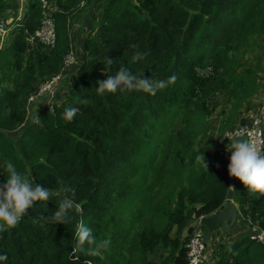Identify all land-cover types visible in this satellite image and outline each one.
Returning a JSON list of instances; mask_svg holds the SVG:
<instances>
[{
    "label": "trees",
    "instance_id": "trees-1",
    "mask_svg": "<svg viewBox=\"0 0 264 264\" xmlns=\"http://www.w3.org/2000/svg\"><path fill=\"white\" fill-rule=\"evenodd\" d=\"M47 1L55 24L52 47L26 52L25 30L39 25V0L29 2L21 24L0 46V178L10 161L53 193L47 202H35L15 228L0 229L5 264H109L107 259L132 248L139 264H186L184 232L198 216L229 201L230 185L234 223L264 229L263 194L247 192L227 175L228 161L214 149V131L192 127V120L212 114L218 94L226 96L229 112L259 87L246 55L263 54L264 64V0ZM13 4L0 0V16L6 19ZM81 16L92 25L82 38V61L64 75L63 97L53 111L42 108L26 120V97L40 80L61 71L71 48L70 21ZM136 50L146 55L133 62ZM106 55L113 59L108 74L127 67L145 78L177 79L155 95L98 96L94 87L107 76L101 71ZM68 106L78 109L70 122L62 115ZM216 128L222 133L225 125ZM168 174L174 186L164 192ZM131 176L142 178V186ZM65 188L81 211L73 210L66 224H54L48 218ZM146 215L165 224L151 223ZM81 220L97 242L109 239V246L85 243L79 249L74 240ZM209 264H264V243L250 239L248 229L240 231L215 245Z\"/></svg>",
    "mask_w": 264,
    "mask_h": 264
},
{
    "label": "clouds",
    "instance_id": "clouds-1",
    "mask_svg": "<svg viewBox=\"0 0 264 264\" xmlns=\"http://www.w3.org/2000/svg\"><path fill=\"white\" fill-rule=\"evenodd\" d=\"M22 19L23 15H21L20 20ZM11 31L4 41L10 40ZM6 41L0 46H3ZM130 47L136 49L137 46L130 45ZM145 55L146 53L136 50L132 55V60L133 62L140 61ZM103 63L106 67L101 71L107 73V76L103 80L96 81L94 90L98 96L117 92L155 95L158 90L174 84L177 79L175 74L169 75L165 79L145 78L142 73H134L127 67H119L114 74H108L112 71L113 59L106 55L103 58ZM77 111L76 107L68 106L63 111V118L70 122ZM244 127H241L235 135L227 133L224 136L228 141L225 150L230 153L226 166L227 175L236 178L247 189V192L264 194V152L261 151L264 149V138L242 134ZM220 155L226 159L225 155L222 153ZM196 159L198 162H202L203 157L198 155ZM2 174L5 178L0 183V229H12L18 225L21 218L25 216L29 208L33 207L35 202H47L53 193L48 187L34 182L26 174L19 171L10 161L4 164ZM60 183L63 185L62 179ZM71 192V189H63L57 207L48 218L54 224H66L73 219V210L81 211ZM200 216L195 221H199ZM195 221L192 222V225ZM201 230L203 234V229L201 228ZM185 232L189 236L190 231ZM75 233L74 243L81 250H83L85 243L94 244L96 248H107L110 244L109 239L97 242L92 230L85 225L83 220L76 225ZM90 251H95V249H90ZM7 259V254L0 252V264H5ZM204 262L207 263V259Z\"/></svg>",
    "mask_w": 264,
    "mask_h": 264
},
{
    "label": "rangeland",
    "instance_id": "rangeland-1",
    "mask_svg": "<svg viewBox=\"0 0 264 264\" xmlns=\"http://www.w3.org/2000/svg\"><path fill=\"white\" fill-rule=\"evenodd\" d=\"M31 0H14V4L11 6V8H9L7 11L13 9L14 11H16V9L18 11H16L17 16L19 17L24 10L27 8L29 2ZM6 14L10 17L12 12H6ZM4 19V16H0V21ZM95 21V20H93ZM97 21V20H96ZM13 21L11 20V22L6 23L5 25H10V23H12ZM92 23V21H88V18H85L83 16L81 17H77L74 18L70 21V30H69V35H70V42L72 43V46L75 50V57L77 56L78 52H79V47L78 44L74 43V40L79 38V41L83 38L84 33H86L88 31V28L90 27V24ZM78 30H81L78 33ZM78 33V34H77ZM75 34V35H74ZM74 35V36H73ZM73 36V39H71V37ZM77 36V38H76ZM7 36H2V38H0V45H2L5 41L4 39ZM259 41V39H258ZM254 53V54H253ZM261 55L258 52L252 51L246 55V58L249 59V64L252 65V67L255 69V71L257 72L258 77H260V80L258 81L259 87H257V90H255L254 92H252L250 95H247L244 99V104L242 106H239L237 108L231 107V110L229 112H225L224 108L228 109L230 107V104H228L227 106L224 105V101L226 99V96L224 94H218L217 98L212 101L211 103H215V109L212 112V114L204 119H199L197 121H193L192 120V127L193 130H204L207 131L210 135L211 132L214 131V144H215V151L218 153H222L225 154L227 153V151L225 150V146L228 143L227 139L224 138L225 134H227V132L231 131L232 129L236 128L237 126H239L242 123H247L251 117L257 112V110L262 106H264V64L261 62ZM77 58V57H76ZM65 80H63L62 82L58 83L57 86V93L58 96L61 95L63 96V93L66 89L65 86ZM216 101V102H215ZM36 111V110H35ZM30 114L27 116L26 120H28L30 118ZM225 120V122H224ZM27 123V121L25 122ZM225 125V128H220V130L223 129L222 133H218L217 132V128L216 127H223ZM227 126V127H226ZM261 127L262 129H264V120L261 122ZM10 134H14V133H10ZM224 138V139H222ZM178 151H180V149H178ZM154 151L151 150L150 152V156ZM264 152V150H263ZM159 153L156 154V156ZM168 176H170L168 178V180L165 182L166 189L164 190V192H168L173 190V182H174V177L170 174H168ZM130 179L136 184H138V186H142L143 184V179L142 178H133L132 176L130 177ZM172 186V187H171ZM232 185H230L229 189H228V197L227 199L232 202V204H234L233 201V197H232ZM264 197V194H263ZM132 201L129 199V201L126 202V204L124 205V209L122 210V212L120 213V217L124 214V211L129 209L130 205H131ZM236 205V203L234 204ZM146 218L150 220L151 223H155L159 226H163L165 224L164 221L161 220H154V219H150L148 215H146ZM240 220L237 221L236 223H234L232 226L222 229V230H217V233L214 234L213 236L208 235L206 230H203V239L205 242V250H204V256H205V260L207 259V263H209V259L211 256V250L212 248H214V243H218L219 241L222 240H226V239H233L235 238L238 233L240 231H246L250 228V231H252V226L251 224H245L243 223L242 226H238L240 225ZM192 225V223H191ZM239 227V228H238ZM240 230V231H238ZM250 233V232H249ZM256 241V240H254ZM257 242V241H256ZM102 256H105V253H102ZM149 260L154 261L157 258V254H153V255H149L147 254ZM106 261H110L109 264H139L140 259H139V252L136 248H132L129 249L128 251H126L125 253H122V255L119 256H113L110 259H107ZM100 264V263H99Z\"/></svg>",
    "mask_w": 264,
    "mask_h": 264
},
{
    "label": "built area",
    "instance_id": "built-area-1",
    "mask_svg": "<svg viewBox=\"0 0 264 264\" xmlns=\"http://www.w3.org/2000/svg\"><path fill=\"white\" fill-rule=\"evenodd\" d=\"M39 6L41 9V16L38 27L31 32L25 30V41L27 43L26 52L33 48H50L55 42V24L51 12V5L47 0H39ZM12 11L13 9L9 10L8 12ZM21 15L17 18L16 22L10 23V25L5 24L11 22L12 16H8L6 19L0 21V38H2L3 35L7 36L15 26L20 24ZM79 63L80 61L75 57L72 49L70 48V50L63 57V67L61 71L51 75L48 79L40 80L36 85L35 90L29 93V95L26 97V118L29 114L33 116L35 110L38 112V110L42 108H47L50 111H53L54 104L60 99L61 96H58L57 93L58 83L62 82L63 80L67 81L66 78H64L65 73L69 68L74 69ZM65 86L67 87V84H65ZM263 120L264 106H261L247 123H242L227 133L235 135L241 129V127L246 126L243 128L242 134L264 138V130L261 127V122ZM263 150L264 149L261 151L263 152ZM229 154L230 153L223 154L225 155L227 161ZM2 182L3 181L0 178V183ZM251 226L252 231H250L249 228L250 239L256 240L259 243H264V229L258 227L254 223H252ZM186 248V264H202L205 261V242L198 220L193 223L190 229Z\"/></svg>",
    "mask_w": 264,
    "mask_h": 264
},
{
    "label": "water",
    "instance_id": "water-1",
    "mask_svg": "<svg viewBox=\"0 0 264 264\" xmlns=\"http://www.w3.org/2000/svg\"><path fill=\"white\" fill-rule=\"evenodd\" d=\"M235 219V206L232 204V202L227 201L222 208H219L208 215L200 216L199 222L212 232L231 226Z\"/></svg>",
    "mask_w": 264,
    "mask_h": 264
},
{
    "label": "crops",
    "instance_id": "crops-1",
    "mask_svg": "<svg viewBox=\"0 0 264 264\" xmlns=\"http://www.w3.org/2000/svg\"><path fill=\"white\" fill-rule=\"evenodd\" d=\"M16 11H18L17 9H16ZM16 11H12V14H11V16H12V23H14V22H16L17 21V18H18V16H17V14H19V13H17ZM81 30H78V33L80 32ZM77 33V34H78ZM75 35V34H74ZM73 35V36H74ZM70 36V35H69ZM73 36L71 37V39H73ZM76 38H77V36H76ZM74 40V39H73ZM71 43V42H70ZM74 43H76V44H78V47H79V52H78V54H77V59L81 62L82 61V59H83V54H82V51H81V43H82V39L79 41V38H78V40L77 39H75L74 40ZM71 49L74 51V53H75V50H74V48H73V46H72V43H71ZM75 55H76V53H75ZM67 82V81H66ZM66 82H65V84H66ZM35 113H37L36 111H35ZM212 232H214V231H212ZM211 231H209L208 230V235H211V233H212ZM226 240H230V239H226ZM217 243H214V246L213 247H215V245H216ZM213 249V248H212ZM212 251V250H211ZM203 264H209V263H203Z\"/></svg>",
    "mask_w": 264,
    "mask_h": 264
}]
</instances>
